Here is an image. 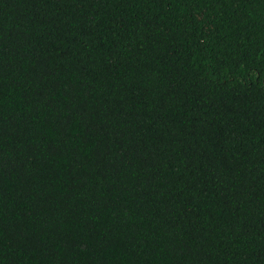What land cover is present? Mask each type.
Listing matches in <instances>:
<instances>
[{
  "label": "trees",
  "instance_id": "16d2710c",
  "mask_svg": "<svg viewBox=\"0 0 264 264\" xmlns=\"http://www.w3.org/2000/svg\"><path fill=\"white\" fill-rule=\"evenodd\" d=\"M0 264H264V0H0Z\"/></svg>",
  "mask_w": 264,
  "mask_h": 264
}]
</instances>
